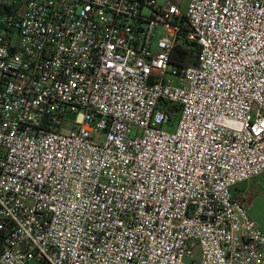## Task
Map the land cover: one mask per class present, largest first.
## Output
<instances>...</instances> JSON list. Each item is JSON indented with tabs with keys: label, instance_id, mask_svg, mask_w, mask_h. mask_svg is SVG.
<instances>
[{
	"label": "built area",
	"instance_id": "1",
	"mask_svg": "<svg viewBox=\"0 0 264 264\" xmlns=\"http://www.w3.org/2000/svg\"><path fill=\"white\" fill-rule=\"evenodd\" d=\"M263 174L264 0H0V264H264Z\"/></svg>",
	"mask_w": 264,
	"mask_h": 264
},
{
	"label": "rangeland",
	"instance_id": "2",
	"mask_svg": "<svg viewBox=\"0 0 264 264\" xmlns=\"http://www.w3.org/2000/svg\"><path fill=\"white\" fill-rule=\"evenodd\" d=\"M174 1L184 13L187 12L191 0ZM163 33L164 29L160 28L157 31V38H161ZM238 192L247 195L246 209L264 231V174L240 184Z\"/></svg>",
	"mask_w": 264,
	"mask_h": 264
},
{
	"label": "trees",
	"instance_id": "3",
	"mask_svg": "<svg viewBox=\"0 0 264 264\" xmlns=\"http://www.w3.org/2000/svg\"><path fill=\"white\" fill-rule=\"evenodd\" d=\"M186 45L188 46L189 43H186ZM180 56H181V61L186 65L194 64L196 62L193 51H189L186 49L184 50V53L181 54Z\"/></svg>",
	"mask_w": 264,
	"mask_h": 264
},
{
	"label": "crops",
	"instance_id": "4",
	"mask_svg": "<svg viewBox=\"0 0 264 264\" xmlns=\"http://www.w3.org/2000/svg\"><path fill=\"white\" fill-rule=\"evenodd\" d=\"M174 3H176L174 0H172Z\"/></svg>",
	"mask_w": 264,
	"mask_h": 264
}]
</instances>
